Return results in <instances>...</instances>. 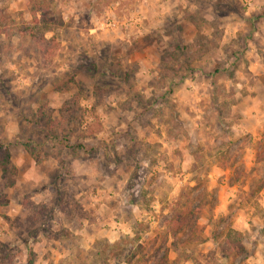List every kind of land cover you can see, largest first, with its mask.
<instances>
[{
  "label": "rangeland",
  "instance_id": "obj_1",
  "mask_svg": "<svg viewBox=\"0 0 264 264\" xmlns=\"http://www.w3.org/2000/svg\"><path fill=\"white\" fill-rule=\"evenodd\" d=\"M0 144V264H264V0H0Z\"/></svg>",
  "mask_w": 264,
  "mask_h": 264
},
{
  "label": "trees",
  "instance_id": "obj_2",
  "mask_svg": "<svg viewBox=\"0 0 264 264\" xmlns=\"http://www.w3.org/2000/svg\"><path fill=\"white\" fill-rule=\"evenodd\" d=\"M40 3L41 1H39V9L34 10L35 12L36 11L37 12L33 14V20L35 21L36 25H39L41 28L45 29V28H48V24L51 19L49 17V14L45 12L44 8L40 6ZM29 33L31 37L33 38L36 37L35 33L32 30H30ZM42 40L44 42L50 41L49 39H46L43 36H42ZM8 166H11L9 147L4 144H0V167L4 168ZM178 215L179 217L177 215H173L169 220V223L173 222V226H171V229H169V233L173 235L174 237L178 231L184 228L183 224H185V226H188V220H190L189 216L186 214L179 213ZM190 232L192 233L193 231L191 230ZM238 235H240V233H238L237 231H233V230L228 231L226 234V242L233 249L236 250V254H241L244 251V247L241 244L240 240L237 239ZM121 239H124V238L121 237ZM138 239H139L138 235H135L133 240H138ZM134 253H136V251H134L133 254Z\"/></svg>",
  "mask_w": 264,
  "mask_h": 264
}]
</instances>
